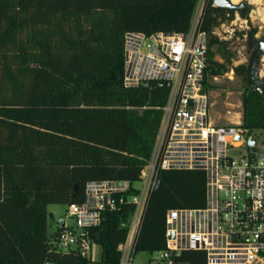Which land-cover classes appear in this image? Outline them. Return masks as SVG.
<instances>
[{"label": "trees", "instance_id": "trees-1", "mask_svg": "<svg viewBox=\"0 0 264 264\" xmlns=\"http://www.w3.org/2000/svg\"><path fill=\"white\" fill-rule=\"evenodd\" d=\"M198 0H0V264H95L50 244L48 205L84 199L91 180H138L152 157L168 87L124 82L127 31L188 32ZM228 9L205 0L199 29L208 39L206 78L228 70L212 46ZM257 28L247 31L250 61L233 66L246 83L242 127L264 128V94L254 72ZM205 78V86H207ZM264 88V84L262 83ZM202 169H162L150 193L134 251L166 248V213L206 202ZM135 210L107 209L90 229L97 264H119ZM176 264H207L184 250Z\"/></svg>", "mask_w": 264, "mask_h": 264}, {"label": "built area", "instance_id": "built-area-1", "mask_svg": "<svg viewBox=\"0 0 264 264\" xmlns=\"http://www.w3.org/2000/svg\"><path fill=\"white\" fill-rule=\"evenodd\" d=\"M202 7L186 33H125V84L155 81L168 87L154 151L134 182L102 179L85 184L84 199L68 204V217L77 228L63 220L50 238L59 252L77 250L94 259L90 229L101 223L104 211L128 201L135 210L123 223L128 235L120 246L119 264H134V240L159 172L202 169L205 205L167 211L166 248L155 264H176L175 257L191 249L205 251L207 264H264V128L212 121L205 86L208 39L199 29ZM218 30L216 26L213 34L222 37Z\"/></svg>", "mask_w": 264, "mask_h": 264}, {"label": "rangeland", "instance_id": "rangeland-1", "mask_svg": "<svg viewBox=\"0 0 264 264\" xmlns=\"http://www.w3.org/2000/svg\"><path fill=\"white\" fill-rule=\"evenodd\" d=\"M246 1L250 5L248 17H243L236 11L227 15L230 19H225L218 25V31L222 37L220 40L226 43H215L212 50L215 52V59L219 62L225 63L229 68L224 73L218 75L209 74L206 78V89L209 92L211 100V119L219 125L225 124H242L244 117V93L246 91V83L242 76L237 75L233 66L248 63L250 61V50L247 44V31L256 27V37L264 38V0L258 5L252 0H239L240 3ZM205 0H198L195 12L193 15L190 29L194 27L196 17L200 15V7L204 5ZM233 2V1H232ZM247 19V21H245ZM256 76L259 82V90L262 89L264 94V57L259 61ZM49 213L48 219L49 231H56L63 220L76 227V221L73 217H68V204L52 203L48 205ZM93 257L95 264L100 259L102 248L100 245L93 246ZM160 256V251H139L134 254V264H155L154 258Z\"/></svg>", "mask_w": 264, "mask_h": 264}, {"label": "water", "instance_id": "water-1", "mask_svg": "<svg viewBox=\"0 0 264 264\" xmlns=\"http://www.w3.org/2000/svg\"><path fill=\"white\" fill-rule=\"evenodd\" d=\"M214 5L222 8H228V9H241L248 5L246 1H242L240 3H234L232 0H214ZM264 55V40L261 42V45L258 48L257 54L253 59V67L254 69H258V64L261 59V57ZM260 92H262V89L260 88ZM250 142L254 143V140L251 139ZM63 224V223H62Z\"/></svg>", "mask_w": 264, "mask_h": 264}, {"label": "bare ground", "instance_id": "bare-ground-1", "mask_svg": "<svg viewBox=\"0 0 264 264\" xmlns=\"http://www.w3.org/2000/svg\"><path fill=\"white\" fill-rule=\"evenodd\" d=\"M233 2H239V0H232ZM252 2L258 5V3H261V0H252Z\"/></svg>", "mask_w": 264, "mask_h": 264}, {"label": "flooded vegetation", "instance_id": "flooded-vegetation-1", "mask_svg": "<svg viewBox=\"0 0 264 264\" xmlns=\"http://www.w3.org/2000/svg\"><path fill=\"white\" fill-rule=\"evenodd\" d=\"M263 40H264V38H262V39L259 40L258 48H259V46L261 45V42H262ZM263 57H264V55L261 57V59H262ZM261 59H260V60H261ZM253 68H254V67H253ZM253 70H254V72L256 73L258 69H256V70L253 69Z\"/></svg>", "mask_w": 264, "mask_h": 264}]
</instances>
